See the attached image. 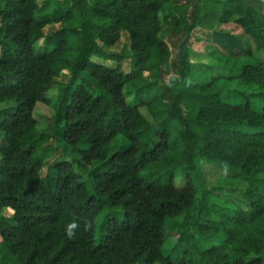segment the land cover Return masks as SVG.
<instances>
[{
	"label": "trees",
	"instance_id": "obj_1",
	"mask_svg": "<svg viewBox=\"0 0 264 264\" xmlns=\"http://www.w3.org/2000/svg\"><path fill=\"white\" fill-rule=\"evenodd\" d=\"M255 1L65 0L50 11L53 0H0V103L13 105L0 110V264H176L164 245L177 217L186 232L222 235L197 264H264V0ZM123 33L126 65L103 49ZM146 73L154 80L129 89ZM60 85L53 123L94 168L85 182L57 159L45 185L49 135L33 112ZM118 136L127 145L109 155ZM212 173L222 185L207 182Z\"/></svg>",
	"mask_w": 264,
	"mask_h": 264
},
{
	"label": "rangeland",
	"instance_id": "obj_2",
	"mask_svg": "<svg viewBox=\"0 0 264 264\" xmlns=\"http://www.w3.org/2000/svg\"><path fill=\"white\" fill-rule=\"evenodd\" d=\"M65 0H53L54 6L51 7L50 11H53L56 9L57 6L61 5L62 2ZM215 1V0H211ZM255 0H243L242 7L249 8L254 4ZM84 4H89V0L87 2L83 3L80 6H83ZM78 15V13H77ZM241 15H236V17H240ZM60 29L61 25H55L53 28ZM71 44L73 46V51L69 56V67L64 71V74L60 78V84L65 83L68 81V79L71 76L72 73V67L73 63L76 59V56L78 55L82 41H81V35H78L77 37L73 38L71 40ZM40 44H36V48L39 47ZM39 48H37L38 50ZM104 50H107L112 53H117L122 55L126 61L124 62V65L127 63V59L130 57L131 53L129 50V47L127 46V35L122 34L120 41L113 47H103ZM93 62L101 63L110 65L112 64L111 61L104 60L100 57H93ZM83 82L89 87V89L97 90V84L96 82L89 76L88 73L82 74ZM147 80H154V77L150 76L149 73H146L143 77L142 81L134 82L129 86V89H137L141 87L145 81ZM60 89L64 88V85H60L58 88L52 90L49 93V97L52 101L51 106L45 105L43 103H38L34 109L33 115L34 118L40 123V126L42 130H45V133L48 136L39 147V150H44L48 152V159L46 160L43 168L40 170V176L43 179L45 185L48 184V179L50 176V164L54 163L57 159L65 160L70 162L73 165V168L76 173L82 175V179L85 182H88V179H86V176L90 170L94 168V166H86L82 162V151L86 148L83 144L79 145H69L67 144L64 139L61 137L57 126L54 125V119H55V109H53V102L57 99V96L59 95ZM128 100H131V98H128ZM13 106L8 105L7 103H0V110L8 107ZM143 114L146 116L148 120H152V117L148 110L146 108L141 109ZM1 119V115H0ZM148 132V133H147ZM149 132H152V128L148 129L146 131L147 134H144L141 138H147L149 136ZM127 145V142H125L124 138L122 136H118L108 147V154L111 155L114 152L120 150L124 146ZM2 157L0 155V161ZM206 180L208 183L214 184V185H222L223 179L219 174L212 173L206 175ZM118 216L119 218L123 217L122 210L118 209ZM106 215V211H103L97 216L96 225H95V238L96 240L99 239L100 235V227L101 223ZM186 223L184 220H181L180 217L169 219L166 222V234H167V241L164 245V253L166 256H170L173 261L176 262V264H181L179 261L185 256V263L184 264H197L199 260V256L202 251L210 248L213 245H218L221 243L222 235L215 234V233H207V234H199L196 232L185 231ZM180 237H184L183 241H180ZM188 250V254L185 255L184 253ZM159 264V263H155Z\"/></svg>",
	"mask_w": 264,
	"mask_h": 264
},
{
	"label": "clouds",
	"instance_id": "obj_3",
	"mask_svg": "<svg viewBox=\"0 0 264 264\" xmlns=\"http://www.w3.org/2000/svg\"><path fill=\"white\" fill-rule=\"evenodd\" d=\"M79 227L76 222L69 223L66 227V234L71 239L75 236V230ZM92 227V223L90 221H85L84 231H88Z\"/></svg>",
	"mask_w": 264,
	"mask_h": 264
}]
</instances>
